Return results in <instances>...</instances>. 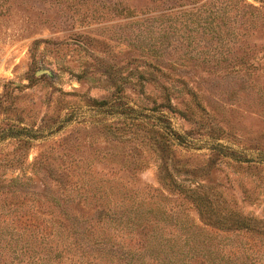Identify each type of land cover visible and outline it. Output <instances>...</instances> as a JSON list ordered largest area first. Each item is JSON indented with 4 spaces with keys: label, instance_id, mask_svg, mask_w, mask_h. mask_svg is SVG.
I'll list each match as a JSON object with an SVG mask.
<instances>
[{
    "label": "rangeland",
    "instance_id": "1",
    "mask_svg": "<svg viewBox=\"0 0 264 264\" xmlns=\"http://www.w3.org/2000/svg\"><path fill=\"white\" fill-rule=\"evenodd\" d=\"M155 124L172 132L161 169L264 219V0H0V264H123L97 244L129 249L107 209L148 226L132 264H264V238L165 188ZM81 189L109 227L85 252L41 233Z\"/></svg>",
    "mask_w": 264,
    "mask_h": 264
},
{
    "label": "trees",
    "instance_id": "2",
    "mask_svg": "<svg viewBox=\"0 0 264 264\" xmlns=\"http://www.w3.org/2000/svg\"><path fill=\"white\" fill-rule=\"evenodd\" d=\"M158 72L160 73V77L163 78L164 74L162 70L159 69ZM146 75H148V77L144 78ZM149 80L160 83L158 78H156L154 74H147L143 72L140 75L141 90L143 89V81ZM160 84L166 94H169L168 88L165 86V84ZM166 97L167 103H170V98L168 96ZM105 105H107V102H100L101 107ZM171 107L172 106L168 104L167 106L166 104H162L155 110V112L161 111V108L169 109ZM138 125L139 127L146 128V126L142 124V122ZM146 132L150 134L151 139L154 140L155 144L157 145L158 151L166 153L159 154L160 160L162 162L159 167L161 170L159 177L160 181L165 186V188L168 189V191H170L171 193H177L181 196L184 195L185 198L191 200L202 219L209 223L208 225H210L212 228L228 233H244L246 235H249L254 240L264 238V219L260 220L258 218L247 217L240 212L230 208L229 206L220 205V201L217 196L212 194L211 191L207 189V187L198 182H195L194 179H189L187 175H185L186 172L184 174L185 179L181 180L178 178V174L174 172L168 173L166 172V170L161 169L164 167L165 163H168L170 156H172V154H167L170 151L169 142L172 134L170 129L163 128L155 124ZM61 169L62 172H60L59 176L64 180L65 189V187H70V180L68 179L70 176L67 173H64V170L67 171L65 167H61ZM79 192L81 194L75 196L78 198L77 201L73 200V196L68 195L67 197L71 199L69 200L70 202L66 203L64 205V208L60 209L52 217L54 220L43 223L44 225H42L41 233L44 235V238L49 241H54L57 237H61L63 240H66L68 242V246L70 245L71 248H76L77 252H81L80 250H83V252H85L86 247H89V245L92 244L94 240H96V231L99 232L100 230L104 231L106 229L107 232L109 228L107 226L105 227V219L107 218L106 221L110 223L115 222L121 226V232L126 235L124 238H122L123 242L124 240L128 241L127 246H129V249L122 250V248L119 249L117 247L109 249L103 241H99L97 242V244L102 248H106L109 255H118L119 261H122L126 258L123 264H130L132 262V260L127 259V257L131 254H136L135 256H138L136 260L140 261L138 258H140V256L142 255L141 252L144 254V252L147 251V247L150 243L149 241H147V237L145 239H142L140 235L144 234L142 232L143 228H146L148 226L145 225L141 227L138 226V223L136 221L133 222L132 220L122 218L121 212H119L118 214H110L109 209H107V213L105 214L106 218L94 223L92 222V220H89V215L86 214V210L88 209L85 208L84 205H82V200L84 201L87 199V197H89L88 190L81 189L79 190ZM82 208L85 209V213L79 212ZM103 210H105V208H103ZM130 249H133V253L130 251ZM44 258L47 259V256H44ZM92 261L96 263H93ZM101 262V259L89 258L85 262H80V264H98Z\"/></svg>",
    "mask_w": 264,
    "mask_h": 264
}]
</instances>
